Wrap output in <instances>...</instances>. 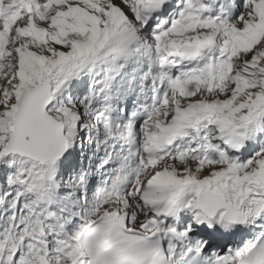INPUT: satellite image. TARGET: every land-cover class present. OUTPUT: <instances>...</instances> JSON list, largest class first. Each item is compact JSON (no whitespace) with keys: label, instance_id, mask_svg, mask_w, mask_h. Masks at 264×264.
I'll list each match as a JSON object with an SVG mask.
<instances>
[{"label":"snow or ice","instance_id":"6c2138e0","mask_svg":"<svg viewBox=\"0 0 264 264\" xmlns=\"http://www.w3.org/2000/svg\"><path fill=\"white\" fill-rule=\"evenodd\" d=\"M0 264H264V0H0Z\"/></svg>","mask_w":264,"mask_h":264}]
</instances>
